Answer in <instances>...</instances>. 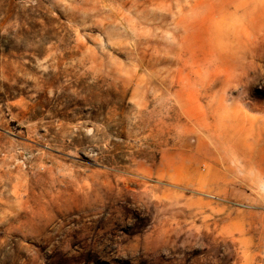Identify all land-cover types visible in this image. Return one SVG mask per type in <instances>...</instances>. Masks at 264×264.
Instances as JSON below:
<instances>
[{
    "label": "rangeland",
    "instance_id": "obj_1",
    "mask_svg": "<svg viewBox=\"0 0 264 264\" xmlns=\"http://www.w3.org/2000/svg\"><path fill=\"white\" fill-rule=\"evenodd\" d=\"M264 0H0V264H264Z\"/></svg>",
    "mask_w": 264,
    "mask_h": 264
},
{
    "label": "crops",
    "instance_id": "obj_2",
    "mask_svg": "<svg viewBox=\"0 0 264 264\" xmlns=\"http://www.w3.org/2000/svg\"><path fill=\"white\" fill-rule=\"evenodd\" d=\"M259 121L264 125V115L259 116ZM260 150V161L258 163L264 167V148H260Z\"/></svg>",
    "mask_w": 264,
    "mask_h": 264
}]
</instances>
